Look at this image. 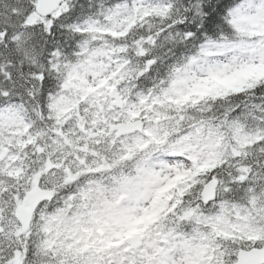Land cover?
Segmentation results:
<instances>
[{"label": "snow or ice", "instance_id": "1", "mask_svg": "<svg viewBox=\"0 0 264 264\" xmlns=\"http://www.w3.org/2000/svg\"><path fill=\"white\" fill-rule=\"evenodd\" d=\"M0 264H264V0H0Z\"/></svg>", "mask_w": 264, "mask_h": 264}]
</instances>
